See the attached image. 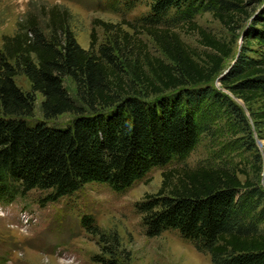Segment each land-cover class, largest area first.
Masks as SVG:
<instances>
[{
    "label": "trees",
    "instance_id": "obj_1",
    "mask_svg": "<svg viewBox=\"0 0 264 264\" xmlns=\"http://www.w3.org/2000/svg\"><path fill=\"white\" fill-rule=\"evenodd\" d=\"M107 1L131 11L142 0ZM148 1L145 16L124 23L131 34L100 22L107 41L96 46L92 33L88 50L76 42L71 16L59 6L28 13L12 36L3 37L0 206L32 192L43 195L38 202L45 206L91 184L120 194L169 166L158 192L135 204L145 235L176 232L211 264H264L263 189L248 178L241 182L232 168L185 165L221 116L234 126L246 124L241 108L212 87L215 79L248 111L256 102L264 108V0ZM200 13L234 36L241 32L225 72L232 47L194 23ZM180 26L196 32L201 53L183 43ZM143 35L163 58L150 52ZM18 76L29 91L16 86ZM64 115L70 121L56 124ZM80 224L97 238L94 264H130L117 233L100 230L88 215Z\"/></svg>",
    "mask_w": 264,
    "mask_h": 264
},
{
    "label": "rangeland",
    "instance_id": "obj_2",
    "mask_svg": "<svg viewBox=\"0 0 264 264\" xmlns=\"http://www.w3.org/2000/svg\"><path fill=\"white\" fill-rule=\"evenodd\" d=\"M52 6H59L69 12L70 29L84 50L89 48L92 33L96 37V46L107 41L106 34L99 26L100 22L121 25L124 31L131 34L132 31L124 23H135L149 11L148 0H142L131 11L122 6L112 9L107 0H0V47L3 37L12 36L17 23L28 13H38L42 7ZM193 21L217 40L231 45L232 58L225 61V72L239 51L241 32L234 36L209 13H200ZM177 32L183 43L197 54L203 51L195 31L180 26ZM139 38L147 44L153 55L163 58L147 37L143 35ZM14 81L17 87L29 91V83L24 77L18 76ZM64 86L73 95V85L65 81ZM212 87L241 108L246 124L234 126L229 118L221 116L213 125L211 133L203 136L186 158L185 165L189 168H232L241 182L248 178L257 182L264 191L262 103H253L248 111L242 102L233 99L220 87L217 79L213 81ZM40 102L41 98L37 95L36 119H40ZM69 121L70 116L64 115L55 123L63 126ZM165 169L150 171L145 178L120 194L107 186L91 184L72 197L45 206L38 202L43 195L37 192L30 193L25 200L0 206V264H94L92 257L100 254V248L97 238L87 234L81 227L80 220L84 215L91 216L100 230L117 233L121 248L130 254V264H211L207 254L198 252L176 232H164L155 238L145 235L135 204L144 196L158 192L161 174Z\"/></svg>",
    "mask_w": 264,
    "mask_h": 264
}]
</instances>
